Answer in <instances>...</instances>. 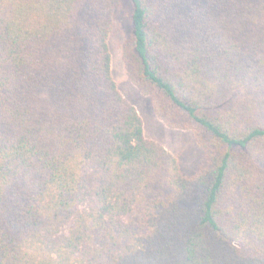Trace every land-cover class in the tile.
<instances>
[{
  "label": "trees",
  "instance_id": "1",
  "mask_svg": "<svg viewBox=\"0 0 264 264\" xmlns=\"http://www.w3.org/2000/svg\"><path fill=\"white\" fill-rule=\"evenodd\" d=\"M123 58L191 175L112 73L122 0H0V264H264V0H129Z\"/></svg>",
  "mask_w": 264,
  "mask_h": 264
},
{
  "label": "rangeland",
  "instance_id": "2",
  "mask_svg": "<svg viewBox=\"0 0 264 264\" xmlns=\"http://www.w3.org/2000/svg\"><path fill=\"white\" fill-rule=\"evenodd\" d=\"M132 4L122 0L114 12L109 46L112 73L123 96L140 114L145 136L164 146L178 159L186 175L193 174L205 161L202 147L191 129L173 128L156 113L152 98L144 94L130 79L123 58V45L132 31Z\"/></svg>",
  "mask_w": 264,
  "mask_h": 264
}]
</instances>
